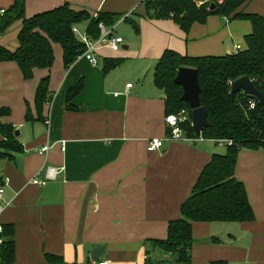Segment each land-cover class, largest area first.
<instances>
[{
    "label": "crops",
    "instance_id": "1",
    "mask_svg": "<svg viewBox=\"0 0 264 264\" xmlns=\"http://www.w3.org/2000/svg\"><path fill=\"white\" fill-rule=\"evenodd\" d=\"M143 1L24 0L25 19L65 4L91 16L130 14L127 22L140 23L141 42L140 52L133 44L130 58L108 71L104 65L118 59V52L102 49L96 52L97 66L77 58L64 69L58 45H53L52 68L34 70L28 81L16 63H0V107L10 111L1 122L19 133L22 147L12 158H0V226L13 228L12 264H59L48 262L47 255L62 264H176L159 249L147 259V242L166 240L168 223L180 217L201 171L226 148L201 138L166 139L165 94L154 83V69L166 50L187 57L234 54L236 46L243 49L236 39L249 35L251 24L210 16L185 33L171 19H147ZM12 4L0 0V10ZM263 4L248 0L241 10L264 17ZM21 22L0 31V47L18 48ZM86 26L78 31L86 33ZM128 44L123 42L121 49L128 50ZM47 75L51 100L40 120L35 91ZM80 83V91L69 99ZM151 140L163 141L162 148L148 152ZM44 146L49 147L46 153L40 151ZM47 168L63 171L44 186L33 185L37 174L40 181L46 179ZM235 179L245 187L253 220L192 223L190 264H264V150L240 151ZM100 246L103 254L91 261L90 252Z\"/></svg>",
    "mask_w": 264,
    "mask_h": 264
},
{
    "label": "trees",
    "instance_id": "2",
    "mask_svg": "<svg viewBox=\"0 0 264 264\" xmlns=\"http://www.w3.org/2000/svg\"><path fill=\"white\" fill-rule=\"evenodd\" d=\"M248 0H209L198 6V0H144L143 15L149 20L171 19L187 33L195 23L204 24L210 16L243 20L251 24V33L244 37V46L238 52L221 57H187L174 51L163 52L154 69V83L165 94V116L176 115L182 110L188 114L184 124L187 138L197 139L191 127V110L180 101L182 89L174 84L180 68L198 72L201 107L207 112L209 128L201 132V140L230 141L224 155H213L201 171L190 197L181 205L180 217L167 226L164 241L151 240L146 258L159 249L170 254L176 264H190L189 251L194 243L192 223L248 222L254 218L243 183L235 179L238 154L242 150H264V102L242 92L231 94V84L247 77L264 98V17L244 13L241 8ZM211 4L214 10L210 11ZM123 15L98 13L93 18L85 11L76 12L65 4L53 10L24 18V0H13L12 6L0 19V31L4 32L15 21L21 20L18 48L9 51L0 47V63L14 62L23 79L31 80L34 70L49 71L54 63L53 45L62 50L64 69H68L84 52L80 39L72 32L73 27L87 23L86 32L96 39L98 25L113 28ZM125 21H129L126 19ZM137 30L136 23L129 22ZM121 59L109 60L103 70L108 71L121 63ZM49 76L39 81L35 91L34 106L42 120L41 112L51 100ZM81 83L70 90L69 99L76 95ZM250 104L253 107H250ZM29 113V112H28ZM26 115V118H31ZM9 109L0 107V158H12L22 147L15 136V129L4 125L1 119L9 116ZM0 264L14 261L13 228L2 226L0 235ZM181 249L185 253L180 252ZM152 251V252H153ZM48 262L62 264L61 259L47 255ZM149 264V262H145ZM213 264H227L219 261Z\"/></svg>",
    "mask_w": 264,
    "mask_h": 264
},
{
    "label": "built area",
    "instance_id": "3",
    "mask_svg": "<svg viewBox=\"0 0 264 264\" xmlns=\"http://www.w3.org/2000/svg\"><path fill=\"white\" fill-rule=\"evenodd\" d=\"M222 0H219L218 3H221ZM203 2H198V6L202 5ZM5 13V10H0V16H2ZM130 17V14L124 15L121 18V21H125ZM93 18H96V15L93 16ZM226 20V18H225ZM99 29V35L98 38L92 39L87 32L81 33L78 31L77 27H73L72 32L80 38V41L82 42L84 46V52L78 57V58H84L91 66L95 67L97 66V60H96V52L102 49H107L113 53L118 52L121 49V46L124 42L123 38L114 35L113 28H106L102 23H99L98 25ZM236 52L240 51V46L235 47ZM132 84H128L127 88H131ZM250 107L252 108L253 105L250 104ZM188 114L185 110H182L176 115H168L165 116V128L167 132V140L170 142H185L188 141L189 138L185 136L184 132V124L188 121ZM200 140V139H199ZM220 146H228L231 145L232 142L230 141H219L217 142ZM63 147L64 145L61 144ZM163 146V141L161 140H151L147 143V151L148 152H154L159 149H161ZM49 147L44 146L41 148L42 153L48 152ZM63 171V168H47L45 173V178L43 181L39 180V174H37V177L33 178L31 183L33 185L37 186H44L46 184V181L49 179H54L56 175L61 173ZM2 189L0 188V198L2 196ZM2 233V227L0 226V235ZM2 244V239L0 237V245ZM98 264H108V262H99Z\"/></svg>",
    "mask_w": 264,
    "mask_h": 264
},
{
    "label": "water",
    "instance_id": "4",
    "mask_svg": "<svg viewBox=\"0 0 264 264\" xmlns=\"http://www.w3.org/2000/svg\"><path fill=\"white\" fill-rule=\"evenodd\" d=\"M214 4H211L209 10H214ZM174 84L182 89L180 101L187 104L191 110V127L196 138L199 140L203 129L209 128L210 124L207 120V112L201 107L199 93L200 86L198 83V72L191 68H180L174 79ZM242 92L245 95L251 96L260 102H264L262 94L254 87L251 80L247 77L235 80L231 84V94ZM15 136L19 133L16 131ZM105 250L104 246L94 248L90 252V260L97 261ZM182 254L185 253L181 249Z\"/></svg>",
    "mask_w": 264,
    "mask_h": 264
},
{
    "label": "rangeland",
    "instance_id": "5",
    "mask_svg": "<svg viewBox=\"0 0 264 264\" xmlns=\"http://www.w3.org/2000/svg\"><path fill=\"white\" fill-rule=\"evenodd\" d=\"M136 24H137L138 28L135 31L134 27L127 21H121V19H119L117 21V23H115V25L113 27L114 35L123 38L124 42H125V45H127V46H129L128 43H130V48L128 50L125 51V50L120 49L118 51V53L116 52L117 54H114L115 57H117L118 59H121V60L129 59L130 56L132 55L130 52L132 51L131 47H132L133 44H135L137 46V50L139 49V52H140V48H138V43H140L141 41H138V36H139V33L141 34V27H140V23H139L138 20H136ZM79 26H76L77 29H79ZM84 32L85 31L81 32L80 35H82ZM236 42L240 43L241 47L243 48V40H242V38H237ZM228 51L231 52V49H229ZM223 147L226 148V146H223ZM219 149L222 150L221 148H219ZM225 152H226V150L223 149L222 153H220V155H223Z\"/></svg>",
    "mask_w": 264,
    "mask_h": 264
}]
</instances>
